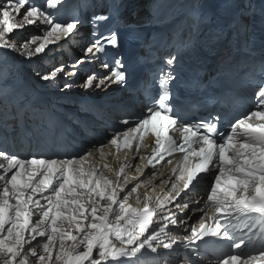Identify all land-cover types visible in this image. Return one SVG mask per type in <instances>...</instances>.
<instances>
[{
  "label": "snow or ice",
  "instance_id": "1",
  "mask_svg": "<svg viewBox=\"0 0 264 264\" xmlns=\"http://www.w3.org/2000/svg\"><path fill=\"white\" fill-rule=\"evenodd\" d=\"M230 3L231 0L226 3V12L230 11ZM65 4L66 0H42L41 3L0 0V49H10L30 59L42 53L49 43L71 39L78 33L82 21L76 5L64 15ZM261 5L264 23V0ZM114 7L106 13H92L91 39L75 66L93 62L108 47H119L117 31L98 30L99 22H115ZM206 19L197 15L192 30L198 31ZM230 21V27L237 32L247 27L244 19L234 13ZM30 25L45 26L44 35H32L18 46L10 34ZM217 35H223V29ZM192 43L189 36L182 47L188 48ZM169 47L175 51L163 55H157L151 47L145 49L141 59L152 65L150 76L159 78V98L145 109L144 115L135 119L134 126L123 131L114 129L107 145L129 148L137 135L143 139L146 133H151L155 147L147 158V165L161 162L171 165L173 161L166 157L181 153L182 157L171 169L175 177L171 189L155 198L145 193L142 206L137 196V206L133 207L129 198L141 184L136 183L123 194L136 177H129L124 166L113 172L108 164L101 166L94 159L97 151L103 159L105 144L62 159L36 154L19 158L0 151V264H142V257L149 252L159 255L161 248L168 255L183 248L192 253L187 255L186 251V264H202L205 246L215 243L206 238H219L227 241L230 249L240 250L246 240L239 238L236 230L254 218L264 225V58L254 65V71L262 77L255 93L257 110L236 118L230 124L231 130L224 133L212 121L179 122L170 114V82L177 78L181 42L174 39ZM102 66L109 68L107 63ZM36 75L43 81L62 83L61 91L71 89L75 83L71 80L75 72H68L63 65ZM127 77L123 58L119 57L115 67L98 78V82L93 73L79 87L85 93L93 89L106 91L112 85L126 87ZM0 103H10L6 90L0 91ZM121 123L130 122L125 119ZM135 148H141L138 140ZM105 169L114 179L105 174ZM142 170V166H137L138 175ZM200 183H205L209 191L204 207L193 210L203 212L198 225L189 224L181 217L179 225H187L190 231L186 229L182 235L170 236L168 225L177 226V218L168 205L175 202L177 209L186 210L188 204L181 207L179 198ZM154 217L162 219L163 224L151 227ZM258 236L247 245L254 248L258 244V255L244 251L217 253L212 264L264 261V231Z\"/></svg>",
  "mask_w": 264,
  "mask_h": 264
},
{
  "label": "bare ground",
  "instance_id": "2",
  "mask_svg": "<svg viewBox=\"0 0 264 264\" xmlns=\"http://www.w3.org/2000/svg\"><path fill=\"white\" fill-rule=\"evenodd\" d=\"M73 3L76 2L73 1ZM131 4L137 6L139 3L132 2ZM27 31L29 35L30 31L28 29L27 30L24 29L23 33H26ZM86 33L87 30L81 32V37L77 41L78 44H81L85 41ZM72 38H74V36ZM64 39L65 38H62L60 41H55L53 42V44L64 46L65 45ZM6 50L15 53V51L13 50L10 49H6ZM137 140L141 144V148L139 150L135 148V143L137 142ZM137 140H134L132 146L129 148H125L121 146L120 149H117L115 146L107 145V147L103 149L104 152L103 159L101 160L99 151L95 153L94 159L97 160L101 164V166L104 163L108 164L109 167L113 170V172L118 171L121 166H124L125 173L129 177H136L135 181H131L127 185L126 191H130L131 187L135 186L136 183H140L141 187L137 189V193L133 194L129 198V203H131L133 206L135 205L137 206L136 197L139 196L142 206L145 193L155 198L156 196L161 195L162 193H167L171 189V183L175 181V177L173 176L171 169L175 165L176 161L179 160L181 157L172 160L173 164L170 165L166 163L162 167L155 170L154 172H145L143 169L142 172L138 175L136 172V168L137 166H142L143 168V162L147 158L149 152L152 149L153 140L146 134L144 135L143 139H140L139 136L137 135ZM141 157H144L145 159L142 161ZM104 171L105 174L109 176V178L114 179L112 173L108 172L107 169H105ZM143 172L144 174L142 175ZM123 175L124 173H122V177ZM139 176L141 177L139 178ZM164 181H168V183L165 184ZM203 185L204 183H200L194 189H192V191L186 194L182 193L181 197L178 200V203L181 205V207L184 204H188V208L186 210L181 211L180 209H177L175 206V202L168 205V207L171 209V214L175 215L177 218V226H173L171 224L168 225L167 231L170 233V235H173L174 233L182 234V230L187 228V225H179V220L181 217L186 218L188 220V223L190 224L194 222L197 219L198 214L201 213V211H193V210L198 207L199 208L204 207L201 201V192H200V188H202ZM154 221L155 223L153 224V227H158L163 224L162 219H158L154 217Z\"/></svg>",
  "mask_w": 264,
  "mask_h": 264
}]
</instances>
